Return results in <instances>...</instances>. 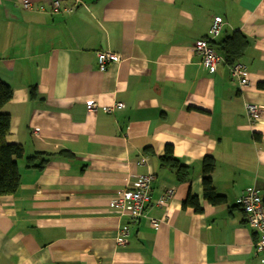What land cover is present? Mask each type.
<instances>
[{"label": "crops", "instance_id": "0c3cea01", "mask_svg": "<svg viewBox=\"0 0 264 264\" xmlns=\"http://www.w3.org/2000/svg\"><path fill=\"white\" fill-rule=\"evenodd\" d=\"M27 1L33 8L0 0V78L12 89L6 141L23 146L17 191L0 197V264H264L238 202L247 187L264 202V0H58V11L55 0ZM215 16V45L237 31L247 40L237 61L246 86L224 60L210 71L193 51ZM97 51L120 60L99 71ZM114 102L123 107L103 110ZM246 102L260 107L257 121ZM167 146L187 168L184 181L161 162ZM59 150L68 155L25 166ZM207 156L224 197L217 205L202 194ZM147 172L150 198L131 221L109 202ZM188 195L199 211L183 207Z\"/></svg>", "mask_w": 264, "mask_h": 264}, {"label": "built area", "instance_id": "2783aa9c", "mask_svg": "<svg viewBox=\"0 0 264 264\" xmlns=\"http://www.w3.org/2000/svg\"><path fill=\"white\" fill-rule=\"evenodd\" d=\"M23 8L31 9L33 4L27 0H20ZM52 10L58 11L60 9V3L58 0L50 3ZM75 9L74 6L63 7L62 11L70 13ZM222 25V18L220 16L213 17L209 29L208 37L199 39L193 44V51L200 58V63L203 67L208 68L210 71H214L216 66L222 62L223 56L211 45L210 41L214 39L220 32ZM98 69L99 71L105 70L106 64L109 62H119L120 56L111 51H97L96 53ZM229 72L231 77L238 82L240 86H246L248 84V72L240 62H235L229 66ZM86 110L88 112H95L97 103L95 100H88L86 102ZM123 103L114 102L110 106L103 107L106 112H111L114 108H122ZM245 113L249 120L257 121L261 115L260 107L252 102L245 103ZM38 133V129L34 130ZM154 179L153 174L147 172L136 176L133 186L129 189H122L116 197H112L110 200V206L115 208L119 214L127 216L129 219H136L141 216L146 203L150 198V184ZM174 187L170 186L166 188L160 200L165 202L173 194ZM238 202L242 206V211L245 214L247 225L256 232V248L264 251V202L257 189L254 187H247L241 192ZM152 224H157L154 219H151ZM129 235L128 227H123L119 230L115 239V243L118 246L125 245L127 243V237Z\"/></svg>", "mask_w": 264, "mask_h": 264}, {"label": "trees", "instance_id": "16d2710c", "mask_svg": "<svg viewBox=\"0 0 264 264\" xmlns=\"http://www.w3.org/2000/svg\"><path fill=\"white\" fill-rule=\"evenodd\" d=\"M206 37H208V34ZM210 43L212 46L215 45L212 40L210 41ZM246 46V38L243 34L237 31L232 33L230 36L223 38L219 43H216L215 48L223 56L224 62L230 66L241 58ZM11 96V87L0 78V197L11 196L17 191L20 180L17 160L23 157V146L21 144L8 143L6 141V136L9 133L10 116L8 113L2 111V107L11 99ZM55 154L59 156L68 155L67 151L62 150L56 152H36L33 156L25 158V166H37V168L42 169L44 164L46 163V160L43 159V157ZM160 159L163 165L165 164L175 168V175L178 182L184 181L187 178V168L176 161V159L173 157L172 149L170 147L167 146L164 155ZM36 161H38L39 163L37 162L36 164ZM214 167L215 161L213 157L207 156L203 159L201 169L202 194L208 202L217 205L224 202V197L217 194L215 188L213 187L211 174L214 170ZM182 205L183 207L190 206L195 211L200 210L198 199L194 195H188L183 201ZM240 207L242 209L241 205ZM144 210L141 216L143 215ZM243 215L246 222V216L244 213ZM141 216H139L138 218H140ZM136 219L130 220L133 221Z\"/></svg>", "mask_w": 264, "mask_h": 264}, {"label": "rangeland", "instance_id": "374dc122", "mask_svg": "<svg viewBox=\"0 0 264 264\" xmlns=\"http://www.w3.org/2000/svg\"><path fill=\"white\" fill-rule=\"evenodd\" d=\"M88 112V111H87ZM93 113V112H92Z\"/></svg>", "mask_w": 264, "mask_h": 264}]
</instances>
